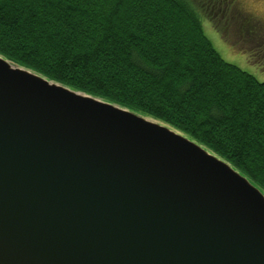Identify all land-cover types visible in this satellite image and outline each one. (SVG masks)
<instances>
[{
    "label": "water",
    "instance_id": "water-1",
    "mask_svg": "<svg viewBox=\"0 0 264 264\" xmlns=\"http://www.w3.org/2000/svg\"><path fill=\"white\" fill-rule=\"evenodd\" d=\"M0 264H264V192L171 127L0 56Z\"/></svg>",
    "mask_w": 264,
    "mask_h": 264
},
{
    "label": "trees",
    "instance_id": "trees-1",
    "mask_svg": "<svg viewBox=\"0 0 264 264\" xmlns=\"http://www.w3.org/2000/svg\"><path fill=\"white\" fill-rule=\"evenodd\" d=\"M211 1L216 8L221 2L222 12L223 0ZM195 6L189 0H0V56L171 127L264 192V82L221 59ZM238 10L230 11L238 31L246 34L244 22L253 20L263 29Z\"/></svg>",
    "mask_w": 264,
    "mask_h": 264
},
{
    "label": "rangeland",
    "instance_id": "rangeland-1",
    "mask_svg": "<svg viewBox=\"0 0 264 264\" xmlns=\"http://www.w3.org/2000/svg\"><path fill=\"white\" fill-rule=\"evenodd\" d=\"M189 1L196 5V9H193L201 22L203 33L221 59L252 75L257 81L264 82V0H223L222 12L219 10L221 2L217 9L211 0ZM238 9L255 16L263 29L253 20L244 22L248 28L246 34L238 31V20L230 17V11L236 13ZM221 28L225 29V36Z\"/></svg>",
    "mask_w": 264,
    "mask_h": 264
},
{
    "label": "snow or ice",
    "instance_id": "snow-or-ice-1",
    "mask_svg": "<svg viewBox=\"0 0 264 264\" xmlns=\"http://www.w3.org/2000/svg\"><path fill=\"white\" fill-rule=\"evenodd\" d=\"M128 2H133V3H135V2H139V0H128Z\"/></svg>",
    "mask_w": 264,
    "mask_h": 264
},
{
    "label": "flooded vegetation",
    "instance_id": "flooded-vegetation-1",
    "mask_svg": "<svg viewBox=\"0 0 264 264\" xmlns=\"http://www.w3.org/2000/svg\"><path fill=\"white\" fill-rule=\"evenodd\" d=\"M234 6V5H233ZM264 55V54H263Z\"/></svg>",
    "mask_w": 264,
    "mask_h": 264
}]
</instances>
